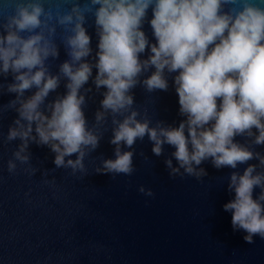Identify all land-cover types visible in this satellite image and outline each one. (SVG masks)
Returning a JSON list of instances; mask_svg holds the SVG:
<instances>
[{
    "label": "clouds",
    "instance_id": "obj_1",
    "mask_svg": "<svg viewBox=\"0 0 264 264\" xmlns=\"http://www.w3.org/2000/svg\"><path fill=\"white\" fill-rule=\"evenodd\" d=\"M10 3L11 14L0 12V81L12 77L11 83L0 82V95L15 94L6 105L0 104V119L5 112L17 113L7 135L0 132V144L20 141L7 161L10 175L17 173V162L28 165L22 171L29 176L38 171L30 164L28 146L33 142L49 147L56 168L83 178L84 159L99 147L109 123L115 159L99 158L94 171L112 177L133 174L134 145L145 136L157 157L164 154V145L175 149L170 157L176 166L172 158L164 160L170 177L199 179L207 174L199 167L204 161L217 169H236L256 159L259 164H248L242 174H229L227 187L234 199L223 209L231 212L233 231L246 233V243L253 244L257 236L264 239V155L253 148L264 145V0ZM89 17L98 39L94 57L85 27ZM146 20L155 43L142 30ZM60 45L68 59L52 73L48 61L59 58ZM146 50L149 55L141 59ZM169 76L178 96V114L185 117L177 127L161 120L153 123L147 110L134 107L133 89L139 85L147 93L166 92ZM90 78L96 92L105 89L91 125L84 113L86 95L93 91L84 87ZM62 80L66 92L47 101ZM236 136L245 137V143L234 142ZM121 145L129 150L122 151ZM73 155L75 159H65ZM139 155L147 159L143 152ZM43 183L54 186L55 178ZM255 188L260 193L254 199ZM137 190L153 196L144 186Z\"/></svg>",
    "mask_w": 264,
    "mask_h": 264
},
{
    "label": "water",
    "instance_id": "obj_2",
    "mask_svg": "<svg viewBox=\"0 0 264 264\" xmlns=\"http://www.w3.org/2000/svg\"><path fill=\"white\" fill-rule=\"evenodd\" d=\"M0 12L5 15L13 12L10 0H0ZM150 18L151 9L147 19ZM85 27L94 57L98 39L91 17ZM142 30L155 43L147 20ZM60 31L58 28V34ZM56 42L60 44L59 35ZM148 55L146 50L141 59ZM66 59L60 45L59 58L48 61L50 71L56 73L58 65ZM88 60L92 61V57ZM92 72L94 77L96 69ZM172 76L168 77L166 92L147 93L139 85L133 89L134 107L142 112L147 110L153 123L161 120L177 127L185 117L178 114ZM0 82L11 83L12 77L9 75ZM65 83L62 80L47 101L54 100L57 94L63 95ZM84 87L93 89L86 95L84 108L91 125L103 99L100 93L105 89L96 92L91 78ZM34 91L26 92L25 96ZM14 98L15 94L0 95V104L6 105ZM16 117L14 111L4 113L0 119L3 135H7ZM111 136L109 123L99 147L84 159L87 175L83 178L80 173L71 175L70 169L56 168L55 154L49 147L33 142L28 146L30 164L38 171L29 176L22 171L28 165L17 162V173L10 175L7 161L20 141L0 144V264H264V239L257 236L253 237V244L246 243L243 239L246 233L233 231L231 212L223 209L225 203L234 199V192L227 187L229 174L233 171L242 174L248 164L258 165V160L238 164L236 169H217L209 160L199 166L207 173L199 179L186 174L170 177L164 160L172 158L170 153L175 149L164 145V154L157 157L145 136L134 145L133 174L112 177L94 171L100 164L99 158L115 159V145L109 143ZM245 140L241 136L234 138V142L241 144ZM121 148L129 150L123 145ZM253 148L264 155V145ZM141 152L147 159L139 155ZM69 158L75 159V155L65 159ZM172 161L176 166L174 158ZM53 169L50 175H42ZM53 177L54 186L43 183ZM139 186L151 189L153 196L140 193ZM259 193L260 189L255 188L253 198Z\"/></svg>",
    "mask_w": 264,
    "mask_h": 264
}]
</instances>
